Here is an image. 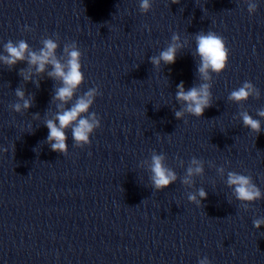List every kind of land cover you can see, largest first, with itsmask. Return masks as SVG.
Segmentation results:
<instances>
[{
  "label": "clouds",
  "instance_id": "9594fccd",
  "mask_svg": "<svg viewBox=\"0 0 264 264\" xmlns=\"http://www.w3.org/2000/svg\"><path fill=\"white\" fill-rule=\"evenodd\" d=\"M247 4V11L253 14L257 11V3L255 0H243ZM173 4H178L179 0H172ZM152 8V0H140L139 11L142 14H147ZM147 27V26H145ZM27 28V26H25ZM151 31V29H148ZM172 42L158 56L150 58L152 65L159 68L161 63L171 65L176 62V55L179 49L183 47L180 44L179 36L174 34L171 37ZM196 55L199 56V64L197 72L202 81L198 86L194 85L189 89H185L183 81L177 86L175 98L181 102L183 107L180 111L175 112V117L180 119L187 112L194 117H202L205 109L209 108L212 103V93L210 91L211 80L210 73L219 75L222 73L228 63L229 48L226 46L224 37L218 35L214 31L199 32L195 36ZM42 47L37 50L29 48L28 43L21 39L13 42L9 40L4 45L6 55L0 56V61H3L9 68L16 65L18 62L26 61L29 65V71L21 70V75L25 80L30 79V71L35 67L36 73H44L46 66H51V71L47 74L50 78L61 81L62 86L55 90L54 100L60 101L57 105V112L52 119H45L44 123L48 129L47 142L51 146V150L64 155L68 153L66 129L71 127L72 138L75 146L83 148L84 145H90V136L96 129L101 127V120L95 112H90V108L95 102L98 95H101L98 87L88 89L82 96L76 99L75 103L70 108L64 107L74 97L76 90L84 82V73L82 71L81 58L83 53L79 49L76 42L68 43L63 46V55L67 57L66 62H62L57 55L58 43L46 38L42 40ZM15 95L18 102L10 105V108L20 113L22 110H27L32 107V99L25 98V92L21 88L15 90ZM249 97H260V91L250 81H245L241 87L231 91L228 96L230 101L240 103L247 100ZM22 101V103H21ZM257 115L264 117V109L259 110ZM240 117L243 126L255 132L257 135L261 132V121L253 119L248 112H241ZM165 156L153 152L149 171L151 172L150 180L152 187L157 191H162L168 188L177 180V173L167 167L164 163ZM218 171L223 174L224 169L221 167ZM203 161L193 157L187 167L186 175L182 183L184 185H192L193 177L203 175ZM227 185L232 188L235 198L242 202L247 208L249 204L264 198V193L253 182L250 175H244L235 171L227 173ZM199 197V199H198ZM207 198V192L200 188L196 193H189V202L202 206L201 201ZM264 225V218H256L253 220V226L260 229ZM198 264H211L208 257L199 259Z\"/></svg>",
  "mask_w": 264,
  "mask_h": 264
}]
</instances>
